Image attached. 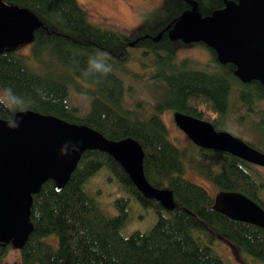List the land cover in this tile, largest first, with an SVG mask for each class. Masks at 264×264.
Wrapping results in <instances>:
<instances>
[{
  "label": "trees",
  "instance_id": "obj_1",
  "mask_svg": "<svg viewBox=\"0 0 264 264\" xmlns=\"http://www.w3.org/2000/svg\"><path fill=\"white\" fill-rule=\"evenodd\" d=\"M4 1L24 6L41 24L33 30L27 50H0V86L29 98V109L87 124L109 139L135 138L143 149L146 179L153 186L168 187L173 198L165 208L145 197L113 157L85 149L61 189L55 190L47 179L32 194V228L17 248L19 264H230L214 246L217 239L230 244L242 260L250 257L264 264V227L211 209L214 193L185 176L186 171L196 172L217 191H239L264 209V178L256 164L190 140L176 145L160 116L166 109L179 110L221 129L229 112V93L236 87L235 102L245 106L242 124L253 136L248 143L264 151V108L255 106L264 99V85L241 82L233 74L234 65L219 63L202 42L210 51L204 64L177 58L171 46L170 23L191 4L163 0L150 9L151 18L166 13L160 25L127 34L91 22L77 0ZM193 1L202 15L223 6V0ZM98 51L109 54L112 71L96 83L82 71L89 55ZM132 79L149 91V106L140 100L133 108L124 105V91L133 92ZM69 87L89 97L86 111L80 113L69 103ZM4 102L10 107L19 101L9 96ZM252 111L260 117L251 119ZM0 117L10 118L2 110ZM92 180L96 187H91ZM102 189L116 194L114 214L104 212L94 199ZM131 198L149 207L155 219L146 229L122 234ZM9 248V242H0V264Z\"/></svg>",
  "mask_w": 264,
  "mask_h": 264
},
{
  "label": "water",
  "instance_id": "obj_2",
  "mask_svg": "<svg viewBox=\"0 0 264 264\" xmlns=\"http://www.w3.org/2000/svg\"><path fill=\"white\" fill-rule=\"evenodd\" d=\"M187 1L191 7L170 23V35L185 43H204L219 63L234 65L233 74L240 81L257 80L264 85V0H223V6L203 15L193 0ZM40 24L24 6L0 0V50L29 41ZM171 115L174 124L194 144L264 166V151L241 137L179 110ZM8 119L0 117V242L22 246L32 228V194L47 179L53 181L55 190L61 189L85 149L106 152L141 194L165 208L172 204L168 187L153 186L146 179L143 149L135 138L109 139L87 124L33 109L27 111L15 130L3 126L2 121ZM66 141L79 142L80 150L61 155L59 149ZM210 207L232 219L264 227V209L239 191H216Z\"/></svg>",
  "mask_w": 264,
  "mask_h": 264
},
{
  "label": "rangeland",
  "instance_id": "obj_3",
  "mask_svg": "<svg viewBox=\"0 0 264 264\" xmlns=\"http://www.w3.org/2000/svg\"><path fill=\"white\" fill-rule=\"evenodd\" d=\"M87 11L88 19L102 27L119 28L127 34H138L152 29L162 23V20L166 16V13H162L160 16L151 18L150 9L162 4L163 0H77ZM147 17V18H146ZM171 46L175 50L177 58L188 57L196 61L198 64H204L208 62L210 57V51L200 42H182L177 38H172ZM29 42H24L15 47L16 50H27ZM136 56V52L132 53ZM129 67H134V63H130ZM207 69V67L205 66ZM126 81V80H125ZM132 83L133 92L128 93L124 91L123 101L124 105L133 108L137 101L144 102L145 106H149L152 102V97L147 89L141 87L136 79L130 80ZM241 86L240 81H236ZM69 103L76 105L79 112L86 111L89 105V97L80 92L75 91L72 87H69ZM237 88L231 89L229 93L230 106L229 112L226 115L224 123L219 127L230 131L231 133L241 137L247 142H251L253 136L242 124L244 119L240 118V115L245 111V106H238L235 102L237 97ZM257 109L264 108V99L257 100L255 102ZM170 110L166 109L161 113V118L167 126L168 137L176 145H185L189 141L185 133L180 130L173 122ZM249 117L253 120L260 117L258 111L250 112ZM257 145L261 146L257 143ZM259 149L262 150V147ZM255 168L261 173L264 178V166L255 165ZM185 176L197 184L202 185L209 193L213 194L217 190L210 181L205 177L193 171H186ZM90 179V178H89ZM96 187V182L91 181V187ZM116 194L113 192H107L106 189H102L101 193L93 194L94 199L98 202L102 210L108 214H114L115 208L112 205V199ZM107 204V206H105ZM129 218L127 222L121 227L122 234H127L131 229H146L155 219V215H152L149 207L142 206L135 199L131 198L129 202ZM151 216V220L150 217ZM149 222V223H148ZM10 243L4 259L3 264H19V252L16 247ZM214 246L222 257L228 258L230 264H262L261 262L254 260L250 257H246L242 260L231 248L230 244L222 239H217L214 242ZM224 257V258H225Z\"/></svg>",
  "mask_w": 264,
  "mask_h": 264
},
{
  "label": "clouds",
  "instance_id": "obj_4",
  "mask_svg": "<svg viewBox=\"0 0 264 264\" xmlns=\"http://www.w3.org/2000/svg\"><path fill=\"white\" fill-rule=\"evenodd\" d=\"M110 59L109 54L103 51H98L89 55L82 75L86 79H94L96 83H99L100 78L106 77L112 71V66L109 63ZM9 96L15 97L19 102L9 107L4 102ZM29 106V98L18 95L10 86H0V110L7 112L10 116V119L2 121L4 127L11 130L19 128L23 116L29 110ZM79 150V142L66 141L60 147L59 152L61 155H68L72 152H78Z\"/></svg>",
  "mask_w": 264,
  "mask_h": 264
}]
</instances>
